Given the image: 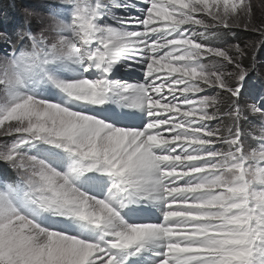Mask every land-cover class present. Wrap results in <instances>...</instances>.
Returning <instances> with one entry per match:
<instances>
[{
	"label": "snow or ice",
	"instance_id": "1",
	"mask_svg": "<svg viewBox=\"0 0 264 264\" xmlns=\"http://www.w3.org/2000/svg\"><path fill=\"white\" fill-rule=\"evenodd\" d=\"M40 7L0 31V264H264V12Z\"/></svg>",
	"mask_w": 264,
	"mask_h": 264
},
{
	"label": "rangeland",
	"instance_id": "2",
	"mask_svg": "<svg viewBox=\"0 0 264 264\" xmlns=\"http://www.w3.org/2000/svg\"><path fill=\"white\" fill-rule=\"evenodd\" d=\"M17 1L20 2V4L23 6V8L28 7V8L36 9L37 11L42 10L40 7L42 4V0H17ZM8 3H10V1L2 4L0 7V31L11 32L14 29V27H16L22 21L16 22L14 25H10L11 22L9 21V25H7V23L5 22L6 18L8 16L14 14V12L9 14V10H10L11 6ZM253 5H254V9L256 10V16H257V18H259L261 13L264 12V0H253ZM238 35H240L242 37L240 41L243 42L248 37L250 38V35H252V34L244 33V32H238ZM250 51H249V53H250Z\"/></svg>",
	"mask_w": 264,
	"mask_h": 264
},
{
	"label": "trees",
	"instance_id": "3",
	"mask_svg": "<svg viewBox=\"0 0 264 264\" xmlns=\"http://www.w3.org/2000/svg\"><path fill=\"white\" fill-rule=\"evenodd\" d=\"M3 1V2H2ZM10 1V3H8L11 8L9 10V14L14 12V14L8 16L6 18V23L7 25H9V21L11 22L10 25H14L17 21H20L23 19V15H22V9L23 6L20 4V2H18L17 0H0V7L2 4L6 3ZM239 36V39L241 40V36ZM255 34L250 35V38L248 37L247 39H255ZM252 52L250 51L249 53V57H251ZM256 58L258 61V68H259V75H257L256 73H253L254 79L259 82L260 80L264 79V48H261L260 50L257 51L256 53Z\"/></svg>",
	"mask_w": 264,
	"mask_h": 264
}]
</instances>
